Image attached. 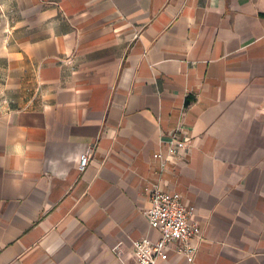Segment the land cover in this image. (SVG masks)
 <instances>
[{
  "label": "crops",
  "instance_id": "0c3cea01",
  "mask_svg": "<svg viewBox=\"0 0 264 264\" xmlns=\"http://www.w3.org/2000/svg\"><path fill=\"white\" fill-rule=\"evenodd\" d=\"M0 1V264H137L153 182L202 237L159 264H264V0Z\"/></svg>",
  "mask_w": 264,
  "mask_h": 264
},
{
  "label": "built area",
  "instance_id": "2783aa9c",
  "mask_svg": "<svg viewBox=\"0 0 264 264\" xmlns=\"http://www.w3.org/2000/svg\"><path fill=\"white\" fill-rule=\"evenodd\" d=\"M194 146L191 137L176 138L166 148L170 156L179 154L180 148L190 149ZM163 149L154 153L155 158L163 161ZM93 156V146L80 154L78 169L85 171ZM151 205L144 210L150 228L158 232L152 239L143 235L134 241L137 264H159L166 261L170 253L182 255L192 263L195 261L201 237V228L196 220L195 207L182 201L179 192H170L153 182L147 187Z\"/></svg>",
  "mask_w": 264,
  "mask_h": 264
},
{
  "label": "rangeland",
  "instance_id": "374dc122",
  "mask_svg": "<svg viewBox=\"0 0 264 264\" xmlns=\"http://www.w3.org/2000/svg\"><path fill=\"white\" fill-rule=\"evenodd\" d=\"M3 3L0 1V23H2L4 11H3Z\"/></svg>",
  "mask_w": 264,
  "mask_h": 264
}]
</instances>
